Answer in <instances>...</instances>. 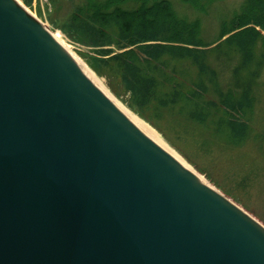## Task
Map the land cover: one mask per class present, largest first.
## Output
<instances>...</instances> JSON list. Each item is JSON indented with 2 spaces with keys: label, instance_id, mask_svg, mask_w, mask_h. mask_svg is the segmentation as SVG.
I'll use <instances>...</instances> for the list:
<instances>
[{
  "label": "water",
  "instance_id": "obj_1",
  "mask_svg": "<svg viewBox=\"0 0 264 264\" xmlns=\"http://www.w3.org/2000/svg\"><path fill=\"white\" fill-rule=\"evenodd\" d=\"M0 264H264V227L0 0Z\"/></svg>",
  "mask_w": 264,
  "mask_h": 264
},
{
  "label": "trees",
  "instance_id": "obj_2",
  "mask_svg": "<svg viewBox=\"0 0 264 264\" xmlns=\"http://www.w3.org/2000/svg\"><path fill=\"white\" fill-rule=\"evenodd\" d=\"M222 1L81 0L58 28L91 49L92 55L81 58L98 77L118 81L131 112L236 201L194 158L218 159L252 137L255 89L264 71V0H243L240 15L221 27L212 44L201 40L197 21L177 11L178 4L205 11ZM252 139L264 145V133ZM182 144L193 146L192 156ZM251 175L241 177L237 186L246 187Z\"/></svg>",
  "mask_w": 264,
  "mask_h": 264
},
{
  "label": "rangeland",
  "instance_id": "obj_3",
  "mask_svg": "<svg viewBox=\"0 0 264 264\" xmlns=\"http://www.w3.org/2000/svg\"><path fill=\"white\" fill-rule=\"evenodd\" d=\"M16 1L49 31L59 33L61 40L68 48L69 52L85 67H88L81 57L83 54L92 55L91 49L72 42L58 28V25L63 22V18L73 12L74 5L78 6L81 4V0H55V5H53L50 0ZM242 5L243 0H224L220 3L213 4L211 7H207L205 11H194L187 6L178 4L177 11L178 16L181 18L188 21H197L201 28V40L205 43L212 44L218 41L221 27L240 15ZM262 35L264 36V32H262ZM94 75L102 83L103 88L112 98L122 107L130 111L123 103L125 98L122 96V91L117 88L118 81L112 79L107 80L106 78L98 77L96 74ZM111 87L116 88L118 94L121 95L120 99L122 101L114 96ZM255 98L256 103L251 116L252 137L259 133H264V71L255 89ZM252 137L240 150L225 152L218 156V159H214V157L194 158L196 161L195 163H197L200 168L207 170L213 179H217L222 185L225 184L226 188L234 193L237 198L236 201L226 196L221 190H218L183 159L175 149L167 145L175 151L192 170L203 178L211 188L222 194L238 208L248 213L264 227V145H258ZM181 147L185 148L188 156H192L194 153L193 151H195L190 144H182ZM214 163L218 164L219 168L216 167ZM249 173H252L251 180L246 184V187L242 188L241 186H237V181Z\"/></svg>",
  "mask_w": 264,
  "mask_h": 264
},
{
  "label": "bare ground",
  "instance_id": "obj_4",
  "mask_svg": "<svg viewBox=\"0 0 264 264\" xmlns=\"http://www.w3.org/2000/svg\"><path fill=\"white\" fill-rule=\"evenodd\" d=\"M15 2L22 8L25 9L15 0ZM29 14L27 11H25ZM30 15V14H29ZM31 16V15H30ZM41 27L47 32V34L51 37V39L61 48V50L72 60L78 70L84 75V77L107 99V101L116 109V111L135 129L137 130L144 138L150 141L153 145H155L159 150L168 155L170 158L175 160L177 163L186 168L189 172H191L194 176H196L199 180H201L204 184L210 187L204 180L201 178L194 170H192L181 157L173 151L167 143L162 139V137L156 133L149 125L139 119L137 116L132 114L130 111L122 107L118 104L114 98L103 88L102 83L96 78V76L90 71L88 67H85L82 63H80L75 57L69 52L68 48L65 46L63 41L61 40V36L59 33H54L49 31L45 26L39 23L33 16H31ZM211 188V187H210ZM218 195H220L223 199L227 200L230 204L237 207L235 204L226 199L222 194L217 192L215 189L211 188ZM238 208V207H237ZM240 211L244 212L240 208ZM258 223V222H257ZM259 224V223H258ZM261 225V224H260Z\"/></svg>",
  "mask_w": 264,
  "mask_h": 264
}]
</instances>
